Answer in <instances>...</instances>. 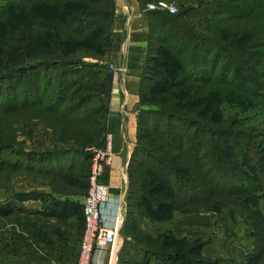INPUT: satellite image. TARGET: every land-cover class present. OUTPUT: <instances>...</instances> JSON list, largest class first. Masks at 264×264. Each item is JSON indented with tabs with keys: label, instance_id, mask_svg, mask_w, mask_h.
Instances as JSON below:
<instances>
[{
	"label": "trees",
	"instance_id": "trees-1",
	"mask_svg": "<svg viewBox=\"0 0 264 264\" xmlns=\"http://www.w3.org/2000/svg\"><path fill=\"white\" fill-rule=\"evenodd\" d=\"M179 1L176 14L147 13L148 64L139 85L145 108L138 113L137 145L128 169V218L132 223L138 217L135 199L147 202L144 214L151 219L158 213L148 203L171 212L204 203L222 208L245 194L254 210L256 240L246 264H264V208L259 212L249 204L264 183V151L254 148L258 136L238 114H223L227 106L240 112L264 109V0H208L212 20L204 29L188 24L191 6ZM114 11V0H0V116L30 111L58 118L82 149L102 147L106 67L85 59L110 52ZM87 82L88 90H97L99 108L81 112L89 100H73L72 94ZM81 157L83 173L67 181L74 167L56 176L71 184L88 180L91 156ZM43 210L42 216L59 220L77 216L83 229L79 201L52 199ZM18 212L11 203L0 206V217ZM158 255L188 264L184 254Z\"/></svg>",
	"mask_w": 264,
	"mask_h": 264
},
{
	"label": "rangeland",
	"instance_id": "rangeland-1",
	"mask_svg": "<svg viewBox=\"0 0 264 264\" xmlns=\"http://www.w3.org/2000/svg\"><path fill=\"white\" fill-rule=\"evenodd\" d=\"M161 1L171 4L178 12L179 0ZM186 2L191 6V11L188 13L192 12V17H195L193 26L206 28L212 20L208 0H186ZM16 16L18 17L17 13L13 15L12 23ZM157 27L158 25L154 26L153 32L157 31ZM110 52L104 58H86L85 61L105 66V81L110 78L114 82L113 74L108 69L109 65L115 66L110 60ZM147 64L146 60L144 66ZM85 85L88 86L89 83H84L82 86ZM86 86L77 88L72 94L73 100L78 96L88 98L89 101L83 105L81 112L99 108V100L96 98L97 90H88ZM3 100L0 99V104ZM143 108L145 106H142L140 102L138 113ZM223 111L225 118L232 116V112L238 114L250 134L258 136L255 146L252 143L254 148H261L264 151V109L255 108L240 112L235 109L231 111L227 106L223 107ZM72 134L74 133L71 131H63L61 120L58 118H40L34 112L29 111L23 116L15 114L7 117L0 116V206L11 203L21 211L8 217H0V242L15 240L22 244L23 250L25 249L23 243L29 242L26 246L30 251V246L33 244L25 229L30 225L31 220L34 226L41 222V217L33 216L32 218L35 214L26 210V204L28 206L30 201L42 208L47 201L56 198H82L83 200L88 191V180H80V182L74 180L73 187V183L67 181L77 173L81 174L83 167L78 169V166L86 165L85 162H81V156L99 147L82 149L74 142L75 137ZM74 165L76 169L67 175L66 171L74 168ZM57 172L67 175L65 176L67 181L58 178ZM88 173L90 174V165ZM83 185L85 188L79 189ZM255 196L257 198L254 199V203L249 204H255L259 211L264 208V183L261 184L260 191L256 192ZM248 198L250 196L242 194L236 201L227 203L222 208L216 207L213 203H204L195 205L190 210L173 212L161 211L159 209H163L162 207L155 203H148L158 213L154 216L155 218L151 219L144 214V210L148 207L147 202H138L135 199L132 209L138 217L137 222L132 225H137L128 232L124 229L122 236L131 235L144 248L127 249V259H123L125 263L122 264L146 263L151 255L145 256L144 251L153 254H184L188 264H246L247 256L254 254L256 249V240L251 228V217H253L254 210L250 205L248 206V200H246ZM243 206L247 207L248 212L241 209ZM179 214L192 217L191 240L176 238L171 232H161L153 237L141 229L144 222L158 225L161 222L173 221L174 216ZM126 215L124 221L131 224L130 218ZM262 216L264 218V213ZM164 217L167 219L161 220ZM1 251L0 246V254ZM4 261L6 264H9V261L12 262L9 257L8 259L5 257Z\"/></svg>",
	"mask_w": 264,
	"mask_h": 264
},
{
	"label": "crops",
	"instance_id": "crops-1",
	"mask_svg": "<svg viewBox=\"0 0 264 264\" xmlns=\"http://www.w3.org/2000/svg\"><path fill=\"white\" fill-rule=\"evenodd\" d=\"M114 3L110 60L120 73L115 82L107 78L101 96L106 109L105 134H109L112 141V158L104 168L100 183L110 188L109 204L103 210L106 221L113 223L115 216L120 219L119 243L122 251L119 258H122L126 246L132 250L144 248L131 235L123 237L122 231L127 229L128 232L137 225H132L137 222V218L131 221V224H126L124 217L129 214L130 209L128 169L137 143L140 75L147 54L149 27L148 12L145 11L146 0H114ZM185 18L188 24L195 25L192 12ZM56 199L79 201L81 206L83 201L82 198ZM43 207L35 206L33 201H30L28 206L26 204V210L35 214L32 218L41 217L38 225L34 226L31 220L25 229L33 244L30 251L26 246L29 242L23 243L24 250L22 244L15 240L0 242V264H6L5 257L12 261H9V264H76L83 233L81 221L77 216L66 220L42 216ZM115 212L117 215H114ZM141 229L153 237L161 232H171L176 238L191 240L192 217L179 214L174 216L173 221L161 222L158 225L144 222ZM119 261L118 264H122L121 259ZM144 264L181 263L156 254L149 257Z\"/></svg>",
	"mask_w": 264,
	"mask_h": 264
},
{
	"label": "built area",
	"instance_id": "built-area-1",
	"mask_svg": "<svg viewBox=\"0 0 264 264\" xmlns=\"http://www.w3.org/2000/svg\"><path fill=\"white\" fill-rule=\"evenodd\" d=\"M146 12L176 14L177 9L171 4L158 0L145 5ZM114 82L119 79L120 71L109 65ZM88 191L82 201L83 234L79 245L76 264H118L122 247L119 243L120 219L115 216L113 223H108L103 210L109 204L110 188L100 183L104 168L111 162L112 141L105 135L100 148L91 149ZM114 215H117L115 212Z\"/></svg>",
	"mask_w": 264,
	"mask_h": 264
}]
</instances>
